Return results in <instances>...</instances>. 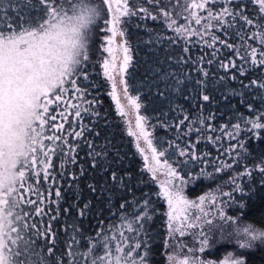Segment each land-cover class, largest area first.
<instances>
[{
  "label": "snow or ice",
  "instance_id": "obj_1",
  "mask_svg": "<svg viewBox=\"0 0 264 264\" xmlns=\"http://www.w3.org/2000/svg\"><path fill=\"white\" fill-rule=\"evenodd\" d=\"M145 2L152 8L129 0H0V264H264V148L255 147L264 144V0ZM138 13L166 30L146 29L141 41L155 57L143 88L161 102L156 124L140 114V96L129 94L126 78L135 71V46L121 25ZM94 33L111 34L95 37L111 57L100 67L119 115L135 110L138 131L129 135L149 153L143 170L165 178L157 193L167 203L159 246L150 235L157 216L151 196H120L112 214L118 223L90 236L77 221L92 201L65 207V187L78 189L89 168L107 173L105 194L132 179L109 170L107 145L97 150L100 132L85 123L101 117L89 71ZM216 92L229 104L239 97L244 111L214 125L216 114L204 107ZM176 98L201 102L198 114ZM157 125L176 135L161 141L149 131ZM202 139L217 151L227 141L224 159L213 157L211 172L199 170V177L224 174V182L190 198L186 188L198 177L184 169L207 165L211 155L199 151ZM87 190L101 194L98 182Z\"/></svg>",
  "mask_w": 264,
  "mask_h": 264
},
{
  "label": "trees",
  "instance_id": "obj_2",
  "mask_svg": "<svg viewBox=\"0 0 264 264\" xmlns=\"http://www.w3.org/2000/svg\"><path fill=\"white\" fill-rule=\"evenodd\" d=\"M129 3L130 6L135 5L137 7L152 8V5L146 3L145 0H129ZM124 20L126 23L123 24V28H126L129 43L135 46L133 59L135 71L130 67L129 73L131 75L130 77H126L129 78L130 81L129 94L140 96V103L142 105L140 109L141 115L151 117V123L156 124V117L159 114L161 102L156 99L155 96L150 94L146 88H143L145 72L155 57L151 56V53L145 49L141 41L148 38L149 33L146 29H154L156 32L160 33H164L166 30L161 27L159 21L144 19L142 13H138L132 17H125ZM137 25H139V27H137ZM96 35L101 36L102 33H94V39L90 49L91 64L89 71L92 74L91 80L97 85L96 88L92 89V95L96 96L99 101H101V103L97 105L101 117H86L85 123L93 121L95 130L100 132V136L94 137L97 150H100L101 147L107 145L108 160L111 163V168L109 170H115L122 176H125L126 174L130 175L132 179L128 181L127 189L121 188L117 193L105 194L103 193V187L106 182L107 173L103 170L94 171L89 168L87 179H81L78 189L65 187L64 195L67 201L65 207H67L69 203L92 201V204L94 205L92 211L86 217L80 218L77 221L81 230L84 231L86 235L90 236L94 235L99 226L107 228L110 223H118L112 214L117 212V208L114 205L119 202L118 198L120 196H126L130 201L133 200V198L140 200L145 195L151 196L153 206L157 209V216L154 219L155 227L152 229L150 235L155 237L154 245L159 246L164 240V233L166 231L163 228L161 215L167 210V203L161 196L157 195L161 189L156 180H153L150 173L143 170L145 162L142 153H140L136 147L134 139L127 133L113 99L109 95V81L103 76V70L100 67V63L105 56H103V51L100 50V40L95 38ZM215 96L216 99L212 103L206 104L204 107L205 113L213 112L216 114V119L213 121L214 125L228 123L230 119H233V114L236 109H239L241 112L244 111L243 106L239 103V97H233L229 104L220 99L219 92H216ZM174 103L184 104L179 98H176ZM200 103L201 102L199 101H193L191 105L184 104V107L190 109L193 116H195L198 114L197 108ZM166 110L167 109H165V111ZM149 131H152L153 136L159 138L161 141L170 140L176 135L173 130H166L158 125L154 130L149 127ZM193 138H195V133L193 134ZM226 146L227 141L225 140L223 147L217 151L216 147L207 143L203 139L201 140V143L198 145L199 151L208 152L211 155L207 165L201 164L200 162H189L188 166L184 169V171L188 172L190 175H196L198 177L194 187L190 183L187 189L188 195H203L213 191L218 184L224 182L221 179V176L224 174H217L214 179L199 177V170L203 167L206 171L211 172L213 170L212 158L219 156L221 159H224V157L221 156V153ZM255 147L257 149L264 148V144H256ZM86 151L87 148H85L84 152H81V163L88 159L85 155ZM224 179H227V177L224 176ZM89 182H98L101 187V194L90 193L87 190V183ZM109 195H111V204L107 203V197ZM102 201L104 202L102 203ZM157 259H160V257H157Z\"/></svg>",
  "mask_w": 264,
  "mask_h": 264
},
{
  "label": "rangeland",
  "instance_id": "obj_3",
  "mask_svg": "<svg viewBox=\"0 0 264 264\" xmlns=\"http://www.w3.org/2000/svg\"><path fill=\"white\" fill-rule=\"evenodd\" d=\"M121 27H123V25H121ZM104 35H111L110 33H102V35L101 36H104ZM121 42V38L120 37H117L116 38V43H117V45H119V43ZM103 43H105V46H106V41H103ZM100 44H101V40H100ZM100 50L101 51H103L101 48H100ZM103 53H104V55L103 56H105V58L104 59H111V57L109 56V54L107 53V52H104L103 51ZM115 55H116V57H117V64L119 65V63H120V57H121V52H120V50H119V48H117V50H116V52H115ZM119 79V78H118ZM112 82L111 81H109V90H110V92L112 91ZM117 91H119V86H118V89H117ZM113 102H114V104H115V101L113 100ZM115 107H116V105H115ZM129 109L128 108H126V111H128ZM118 112V111H117ZM140 114H141V112H140ZM122 118V121H123V123H124V127H125V129H126V131H127V133L129 134V131L131 130V131H138V129H136V127H135V110H131L130 111V115L129 116H127V117H121ZM133 139H134V141L137 143V139H136V137L135 136H132V135H130ZM140 143H141V146L142 147H147L146 146V144H144V142H143V140H141L140 141ZM149 153L148 152H145V153H142V156H144V155H148ZM163 179H165L164 177H163V175H159L155 180H156V182L158 183V185H159V183H160V181L161 180H163ZM191 183V182H190ZM190 183H189V185H190ZM189 187V186H188ZM188 187L186 188V194H187V189H188ZM188 195V194H187ZM190 198H196V197H198V196H190V195H188ZM194 243V242H193ZM222 254V253H221Z\"/></svg>",
  "mask_w": 264,
  "mask_h": 264
}]
</instances>
